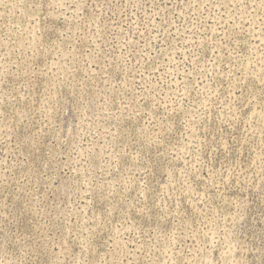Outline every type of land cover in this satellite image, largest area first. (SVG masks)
<instances>
[{
  "label": "rangeland",
  "instance_id": "374dc122",
  "mask_svg": "<svg viewBox=\"0 0 264 264\" xmlns=\"http://www.w3.org/2000/svg\"><path fill=\"white\" fill-rule=\"evenodd\" d=\"M0 264H264V0H0Z\"/></svg>",
  "mask_w": 264,
  "mask_h": 264
}]
</instances>
